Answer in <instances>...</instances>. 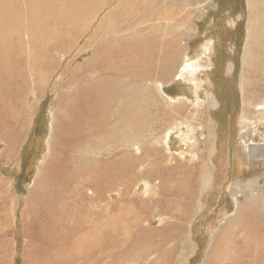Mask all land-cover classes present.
Wrapping results in <instances>:
<instances>
[{"label":"rangeland","instance_id":"374dc122","mask_svg":"<svg viewBox=\"0 0 264 264\" xmlns=\"http://www.w3.org/2000/svg\"><path fill=\"white\" fill-rule=\"evenodd\" d=\"M57 1L0 0V264H264V0Z\"/></svg>","mask_w":264,"mask_h":264},{"label":"bare ground","instance_id":"6f19581e","mask_svg":"<svg viewBox=\"0 0 264 264\" xmlns=\"http://www.w3.org/2000/svg\"><path fill=\"white\" fill-rule=\"evenodd\" d=\"M60 1L61 0H59V2L57 1V5L58 6H60ZM97 1V0H96ZM101 1V0H100ZM108 1V0H107ZM106 1V2H107ZM99 2V1H98ZM124 2V1H123ZM131 2V1H130ZM82 3V2H81ZM104 3V2H103ZM103 3H102V5H103ZM125 3H127V2H125ZM54 4H56V3H54ZM86 4H87V2H85V0L83 1V4L81 5V6H86ZM93 4H95V2H93ZM128 4V3H127ZM56 5V6H57ZM130 5V4H129ZM55 6V7H56ZM61 6H62V4H61ZM89 6V5H88ZM93 6V5H92ZM104 6V5H103ZM125 6H126V4H125ZM124 6V7H125ZM87 7V6H86ZM90 7V6H89ZM130 7V6H129ZM57 8V7H56ZM55 8V9H56ZM94 8V7H93ZM101 8V7H100ZM253 8V7H252ZM96 9V8H95ZM102 9V8H101ZM100 9V10H101ZM124 9V8H123ZM256 9H258V8H256ZM261 9V8H260ZM69 9H67V11H68ZM70 10H72V8H70ZM82 9H78V6L76 7V8H74V10H72L71 11V14L72 15H75V16H77L78 14H79V11H81ZM127 10V9H126ZM55 11H59V12H57V14L58 15H63V14H61L62 13V11H61V8H60V10H58V9H56ZM260 11V10H259ZM1 12V11H0ZM97 12V11H96ZM261 12V11H260ZM47 13V12H46ZM257 13V12H256ZM259 13V12H258ZM40 14V13H39ZM38 14V15H39ZM54 14V13H53ZM66 14V13H65ZM91 14V13H90ZM3 15V14H2ZM1 15V16H2ZM85 15V14H84ZM261 15H262V12H261ZM37 16V15H36ZM258 16V15H257ZM259 16H260V14H259ZM263 16H264V14H263ZM263 16H260V17H263ZM46 17V16H45ZM54 17V16H53ZM85 17V16H84ZM47 18V17H46ZM49 18V17H48ZM67 18V17H66ZM82 18H83V16H80V20H82ZM73 19H74V17H73ZM78 19V20H79ZM88 19V18H87ZM16 20H18V19H16ZM46 20V19H45ZM66 20V19H65ZM90 20V19H89ZM261 21H262V19H261ZM13 22V21H12ZM17 22H19V21H17ZM68 22H70V21H68ZM116 22V21H115ZM4 23V22H3ZM75 23V22H74ZM79 23V22H78ZM82 23V22H81ZM2 24V23H1ZM257 24V23H256ZM259 24V23H258ZM111 25V24H110ZM4 25H2V27H3ZM85 26V25H84ZM262 26H264V25H262ZM12 28V27H11ZM59 30V29H58ZM74 30V29H73ZM260 26H258V25H254V28H253V34L255 35V38H258L259 37V34H260ZM262 31V30H261ZM262 33V32H261ZM261 35V34H260ZM65 36V35H64ZM259 47V46H258ZM257 48V47H256ZM262 48V47H261ZM254 51V50H253ZM260 52V51H259ZM253 56H255V55H253ZM260 56V55H259ZM258 57V55L256 56V58ZM258 58H260V57H258ZM114 59V58H113ZM255 59V58H254ZM253 61V60H252ZM256 62V61H255ZM251 63V62H250ZM257 63V62H256ZM257 67V66H256ZM256 67H254V68H256ZM252 68H253V65H252ZM254 72V71H253ZM257 73V72H256ZM254 78V77H253ZM116 81V80H115ZM99 88V87H98ZM111 89V88H110ZM117 92V91H116ZM102 95V94H101ZM107 97V96H106ZM110 97V96H109ZM107 99V98H106ZM101 100V99H100ZM112 103H114V101L112 102ZM116 104H117V102H115ZM114 103V104H115ZM108 109V108H107ZM134 113V112H133ZM130 114V115H128L127 116V118H128V120H125V119H123L122 121V123H121V127H127L128 125H132V124H134L135 123V120L138 118L137 117V115L136 114ZM136 113V112H135ZM137 114L139 115V113L137 112ZM138 120V119H137ZM139 121V120H138ZM129 122H131V123H129ZM127 125V126H126ZM123 140H124V138H123ZM122 145V144H121Z\"/></svg>","mask_w":264,"mask_h":264}]
</instances>
